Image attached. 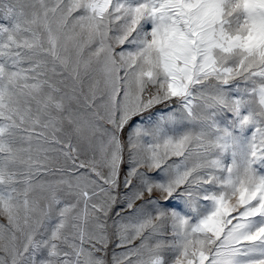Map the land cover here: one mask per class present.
Wrapping results in <instances>:
<instances>
[{"label":"snow or ice","instance_id":"snow-or-ice-1","mask_svg":"<svg viewBox=\"0 0 264 264\" xmlns=\"http://www.w3.org/2000/svg\"><path fill=\"white\" fill-rule=\"evenodd\" d=\"M0 264H264V0H0Z\"/></svg>","mask_w":264,"mask_h":264}]
</instances>
